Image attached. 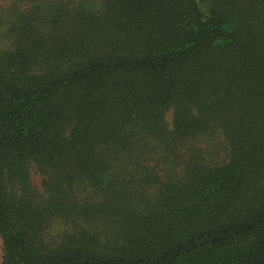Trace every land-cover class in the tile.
<instances>
[{"label":"trees","instance_id":"1","mask_svg":"<svg viewBox=\"0 0 264 264\" xmlns=\"http://www.w3.org/2000/svg\"><path fill=\"white\" fill-rule=\"evenodd\" d=\"M11 1L1 264H264V0Z\"/></svg>","mask_w":264,"mask_h":264},{"label":"rangeland","instance_id":"2","mask_svg":"<svg viewBox=\"0 0 264 264\" xmlns=\"http://www.w3.org/2000/svg\"><path fill=\"white\" fill-rule=\"evenodd\" d=\"M11 6H12L11 0H0V8L1 9L6 10V9L10 8ZM166 120H167L168 124H171V122L173 120V110L168 112V114L166 116ZM32 179H33L34 185H36L38 188H40V183H41L40 177L36 173H33ZM2 257H3V244L0 241V264L2 262Z\"/></svg>","mask_w":264,"mask_h":264}]
</instances>
